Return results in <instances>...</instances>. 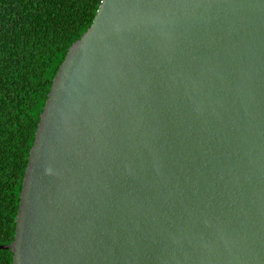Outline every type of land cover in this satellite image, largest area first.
<instances>
[{
  "label": "water",
  "instance_id": "1",
  "mask_svg": "<svg viewBox=\"0 0 264 264\" xmlns=\"http://www.w3.org/2000/svg\"><path fill=\"white\" fill-rule=\"evenodd\" d=\"M0 250L11 264H264V0H95Z\"/></svg>",
  "mask_w": 264,
  "mask_h": 264
},
{
  "label": "trees",
  "instance_id": "2",
  "mask_svg": "<svg viewBox=\"0 0 264 264\" xmlns=\"http://www.w3.org/2000/svg\"><path fill=\"white\" fill-rule=\"evenodd\" d=\"M95 0H0V245L13 237L21 179L51 80ZM0 264H11L0 250Z\"/></svg>",
  "mask_w": 264,
  "mask_h": 264
}]
</instances>
